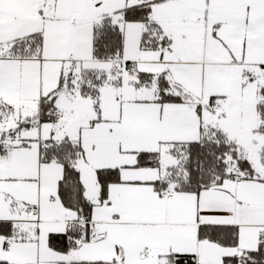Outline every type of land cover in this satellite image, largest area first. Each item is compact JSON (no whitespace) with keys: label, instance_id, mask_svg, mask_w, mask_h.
Returning a JSON list of instances; mask_svg holds the SVG:
<instances>
[{"label":"snow or ice","instance_id":"1","mask_svg":"<svg viewBox=\"0 0 264 264\" xmlns=\"http://www.w3.org/2000/svg\"><path fill=\"white\" fill-rule=\"evenodd\" d=\"M0 264H264V0H0Z\"/></svg>","mask_w":264,"mask_h":264}]
</instances>
